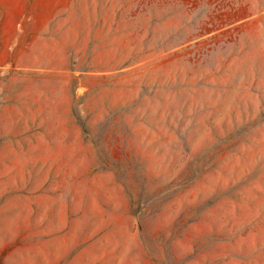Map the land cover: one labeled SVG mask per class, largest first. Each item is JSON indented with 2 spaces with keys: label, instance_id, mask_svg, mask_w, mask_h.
<instances>
[{
  "label": "rangeland",
  "instance_id": "obj_1",
  "mask_svg": "<svg viewBox=\"0 0 264 264\" xmlns=\"http://www.w3.org/2000/svg\"><path fill=\"white\" fill-rule=\"evenodd\" d=\"M0 264H264V0H0Z\"/></svg>",
  "mask_w": 264,
  "mask_h": 264
}]
</instances>
